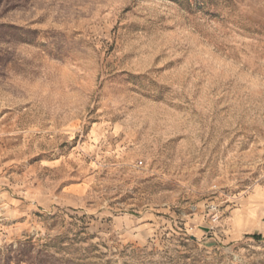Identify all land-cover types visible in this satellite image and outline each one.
<instances>
[{
	"label": "rangeland",
	"instance_id": "rangeland-1",
	"mask_svg": "<svg viewBox=\"0 0 264 264\" xmlns=\"http://www.w3.org/2000/svg\"><path fill=\"white\" fill-rule=\"evenodd\" d=\"M258 197L264 0H0V264H264Z\"/></svg>",
	"mask_w": 264,
	"mask_h": 264
},
{
	"label": "crops",
	"instance_id": "crops-1",
	"mask_svg": "<svg viewBox=\"0 0 264 264\" xmlns=\"http://www.w3.org/2000/svg\"><path fill=\"white\" fill-rule=\"evenodd\" d=\"M256 203H258V206H256L252 216L246 213L238 214L234 217V226L242 229L241 232L247 234H264V197H258Z\"/></svg>",
	"mask_w": 264,
	"mask_h": 264
}]
</instances>
